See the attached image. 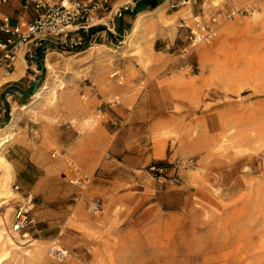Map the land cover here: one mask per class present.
<instances>
[{"label":"rangeland","instance_id":"374dc122","mask_svg":"<svg viewBox=\"0 0 264 264\" xmlns=\"http://www.w3.org/2000/svg\"><path fill=\"white\" fill-rule=\"evenodd\" d=\"M166 1L160 20L138 2L116 18L121 45L102 28L85 45L39 46L21 61V81L0 86V138L15 117L1 151L14 194L0 200V221L16 236L14 211L33 218L0 264H126L152 254L140 245L170 242L215 243V264H264V0L158 6ZM142 13L147 23L128 46ZM196 15L221 18L205 62L198 46L180 52ZM80 174L89 183H72ZM54 245L67 250L62 261Z\"/></svg>","mask_w":264,"mask_h":264},{"label":"built area","instance_id":"2783aa9c","mask_svg":"<svg viewBox=\"0 0 264 264\" xmlns=\"http://www.w3.org/2000/svg\"><path fill=\"white\" fill-rule=\"evenodd\" d=\"M9 1L0 0V73L4 76L11 75L17 64L21 60L26 61L27 56H32L39 46L55 44L61 50H66L69 46L85 45L94 41L102 28L107 29L121 45L125 39L117 38L115 19L131 13L139 0H125L122 3H119L120 0H21L22 14L17 20H13L3 10ZM228 17L231 15H224L225 19ZM220 20L219 15L209 19L201 15L194 16V24L188 26L189 44L180 50L182 56L185 57L193 47L210 43L218 33ZM190 67L193 71L197 69L194 65ZM111 76L117 78L118 71H114ZM56 155L57 152H54L53 156ZM66 161L69 162L68 159ZM191 163L189 159L179 160L175 167H189ZM71 181L85 185L89 183V178L80 174ZM89 209L92 214L100 213L102 201L92 200ZM32 223L30 209L19 206L12 215L10 231L26 235ZM67 254V250L58 245L51 249V255L57 261H62Z\"/></svg>","mask_w":264,"mask_h":264},{"label":"bare ground","instance_id":"6f19581e","mask_svg":"<svg viewBox=\"0 0 264 264\" xmlns=\"http://www.w3.org/2000/svg\"><path fill=\"white\" fill-rule=\"evenodd\" d=\"M167 1L158 6L156 9L151 11L157 18L162 19L164 12L166 10ZM144 13L139 14L138 18L135 20L132 32L130 34V39L128 40V46H133L134 39L136 35L141 31L144 25L147 23L145 20ZM157 25V24H156ZM149 26H155L153 21L149 22ZM198 47L199 55L202 61H207L212 56L211 48H206V44H201ZM93 48V47H92ZM47 67L50 74H55V68L52 63L48 60ZM18 74H11L9 76L0 78V86L10 80H15L25 73V67L20 62L18 65ZM50 88L48 82H45L43 87L37 92L34 96L36 100L42 97V94ZM29 105H23L22 109H27ZM14 120L11 121L9 127L3 131L2 137L0 138V169L3 174L0 177V200L11 197L14 193L12 192V182L14 178L12 164L1 154L4 146L13 138L15 135L14 132ZM7 200L2 201V204H6ZM6 217H3V220L0 221V252L7 253V247L15 246L17 241L24 242L19 237V234L16 236H9L5 231L4 225H6ZM23 237L29 236L28 234L22 235ZM139 249H148L151 251L149 257H144L142 260L129 261L126 264H215L216 255L219 247L215 243H204L194 249V246L190 242H170L166 245H151L150 243L145 244V246H139ZM44 249L40 248L38 250L37 256L39 259L44 258Z\"/></svg>","mask_w":264,"mask_h":264},{"label":"crops","instance_id":"0c3cea01","mask_svg":"<svg viewBox=\"0 0 264 264\" xmlns=\"http://www.w3.org/2000/svg\"><path fill=\"white\" fill-rule=\"evenodd\" d=\"M3 10L7 14H9L12 17L13 20H17V18H19L20 14H22V12H21V0H10L9 4L3 7ZM25 15H27V14H25ZM28 15H31V13H28ZM13 73H15V74L19 73L18 67H16V69H15V71ZM1 75H3V74L0 73V78L2 77ZM23 77H24V75H21L19 78L15 79L14 81L19 82V81H21V79Z\"/></svg>","mask_w":264,"mask_h":264},{"label":"trees","instance_id":"16d2710c","mask_svg":"<svg viewBox=\"0 0 264 264\" xmlns=\"http://www.w3.org/2000/svg\"><path fill=\"white\" fill-rule=\"evenodd\" d=\"M162 0H139L138 1V6L140 7L141 5H146L148 6L150 9H155ZM11 89L13 90H17L16 87H18L16 84H11Z\"/></svg>","mask_w":264,"mask_h":264}]
</instances>
